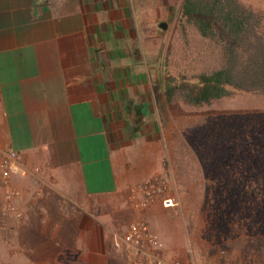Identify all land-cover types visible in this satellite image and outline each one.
I'll list each match as a JSON object with an SVG mask.
<instances>
[{"label": "crops", "instance_id": "1", "mask_svg": "<svg viewBox=\"0 0 264 264\" xmlns=\"http://www.w3.org/2000/svg\"><path fill=\"white\" fill-rule=\"evenodd\" d=\"M149 15L140 9L135 27L128 0H0V145L26 168L11 179L21 247L0 234V264H119L113 236L138 216L139 187L163 173L155 143L124 144L118 127L153 54ZM161 242L167 257L182 237Z\"/></svg>", "mask_w": 264, "mask_h": 264}, {"label": "trees", "instance_id": "2", "mask_svg": "<svg viewBox=\"0 0 264 264\" xmlns=\"http://www.w3.org/2000/svg\"><path fill=\"white\" fill-rule=\"evenodd\" d=\"M178 28L181 35H186V28L193 29L202 43L200 57L213 62H206L191 78L174 76L166 66L164 77L153 87L162 113L164 106L176 103L201 109L237 94L264 95L263 10H255L242 0H183ZM247 114L251 116L250 123L241 126L246 130L243 133L231 116L202 117L190 126L196 131L194 141L187 140L185 144H191L190 151L200 154L203 179L208 187H215L203 198L205 238L221 247H231L233 243V249L261 258L264 110ZM241 135H245L243 143H231ZM241 198L243 203H239Z\"/></svg>", "mask_w": 264, "mask_h": 264}, {"label": "rangeland", "instance_id": "3", "mask_svg": "<svg viewBox=\"0 0 264 264\" xmlns=\"http://www.w3.org/2000/svg\"><path fill=\"white\" fill-rule=\"evenodd\" d=\"M242 1L250 4L255 10L264 11V0ZM128 3L135 27L136 24H141L140 9H146L149 16L154 11L155 46L153 54H144L147 61L144 59L142 63L144 68L140 73L143 80L140 86L135 92L123 97L120 105L118 127L122 136L121 141L124 144L131 142L143 146L155 143L156 150L161 156L160 168L163 170L156 178L168 182L169 195L177 202L174 208L169 209L164 208L159 202L154 204L160 208L162 215L160 218L154 216L148 218L151 231L155 232L168 247L182 237L181 248L170 252L167 255L169 258L190 260L194 264H264V256L257 258L237 248L233 249V243L231 247H221L214 240L205 238L207 219L203 198L205 193L208 194V190L211 193L215 187H208L209 184L203 179L200 154L190 151L191 144H185L187 140L194 141L196 131L191 130L190 126L202 117L219 119L225 115L231 116L234 124H237L243 133L245 128L241 126L250 123L251 116L247 113L252 110H264V95L237 94L201 109L176 103L164 106L162 113L153 87L157 80L164 77L165 67L167 66L168 72L174 76L184 75L191 78L212 59L200 57L202 43L193 29L186 28V35H181L178 31L183 0H128ZM160 22L166 23L165 30L158 27ZM140 38L141 30L138 39ZM147 55L150 57L147 58ZM140 57L142 60V55ZM107 75L110 76L111 72ZM237 115L243 116L237 118ZM244 137L245 135L235 137L231 139V143L232 141L243 143ZM239 203H243V198ZM11 244L12 249L21 247L18 246L16 237ZM66 258L60 257L63 260L61 262H70ZM78 258L81 257L74 258L75 263Z\"/></svg>", "mask_w": 264, "mask_h": 264}, {"label": "built area", "instance_id": "4", "mask_svg": "<svg viewBox=\"0 0 264 264\" xmlns=\"http://www.w3.org/2000/svg\"><path fill=\"white\" fill-rule=\"evenodd\" d=\"M26 175L21 156L12 149L0 145V234L5 243H11L20 226L23 214L14 201L19 197L17 188L11 185L12 177ZM140 199L134 201L138 216L127 226L122 235L113 236V246L121 252L119 264H194L174 257H166L159 236L151 231L147 220L140 214L150 206L161 203L174 208L176 200L169 195L168 182L154 178L144 182L138 189Z\"/></svg>", "mask_w": 264, "mask_h": 264}, {"label": "water", "instance_id": "5", "mask_svg": "<svg viewBox=\"0 0 264 264\" xmlns=\"http://www.w3.org/2000/svg\"><path fill=\"white\" fill-rule=\"evenodd\" d=\"M166 27H167V25H166L165 23H163L162 25H159V28H160L161 30H165Z\"/></svg>", "mask_w": 264, "mask_h": 264}, {"label": "flooded vegetation", "instance_id": "6", "mask_svg": "<svg viewBox=\"0 0 264 264\" xmlns=\"http://www.w3.org/2000/svg\"><path fill=\"white\" fill-rule=\"evenodd\" d=\"M163 23H165V22H160V23H158V27H159V25H162ZM166 24V23H165Z\"/></svg>", "mask_w": 264, "mask_h": 264}]
</instances>
